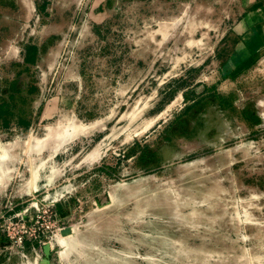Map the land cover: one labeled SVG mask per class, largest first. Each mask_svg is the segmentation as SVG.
<instances>
[{
    "label": "rangeland",
    "instance_id": "374dc122",
    "mask_svg": "<svg viewBox=\"0 0 264 264\" xmlns=\"http://www.w3.org/2000/svg\"><path fill=\"white\" fill-rule=\"evenodd\" d=\"M0 264H264V0H0Z\"/></svg>",
    "mask_w": 264,
    "mask_h": 264
}]
</instances>
